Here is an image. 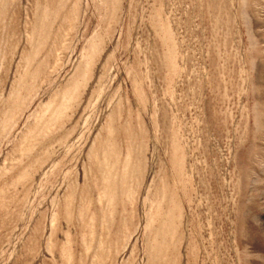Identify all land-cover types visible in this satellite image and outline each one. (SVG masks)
I'll return each mask as SVG.
<instances>
[{"label":"rangeland","instance_id":"374dc122","mask_svg":"<svg viewBox=\"0 0 264 264\" xmlns=\"http://www.w3.org/2000/svg\"><path fill=\"white\" fill-rule=\"evenodd\" d=\"M0 264H264V0H0Z\"/></svg>","mask_w":264,"mask_h":264}]
</instances>
